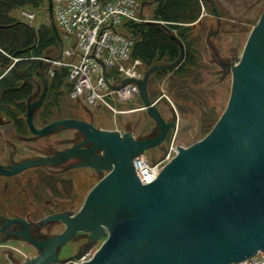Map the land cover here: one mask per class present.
I'll return each instance as SVG.
<instances>
[{
    "label": "water",
    "instance_id": "95a60500",
    "mask_svg": "<svg viewBox=\"0 0 264 264\" xmlns=\"http://www.w3.org/2000/svg\"><path fill=\"white\" fill-rule=\"evenodd\" d=\"M48 12L60 39L52 0ZM166 69L153 67L140 81L141 98L161 130L158 137L144 141L77 120L35 130L32 111L42 105L48 91L47 80L41 77L44 95L30 106L28 115L32 132L44 136L63 125L85 133L92 145L90 158L100 170L110 172L91 191L81 212L66 219L68 228L50 243L53 249L86 231L94 241L101 237L106 241L83 264H236L264 251V12L234 66L231 96L215 127L203 140L179 149L158 178L143 185L133 161L160 145L169 130L148 99V78ZM98 151L103 157L95 155ZM54 162L28 161L14 172ZM58 219L63 220H49ZM57 262L55 257H40L24 264Z\"/></svg>",
    "mask_w": 264,
    "mask_h": 264
},
{
    "label": "flooded vegetation",
    "instance_id": "af4514ba",
    "mask_svg": "<svg viewBox=\"0 0 264 264\" xmlns=\"http://www.w3.org/2000/svg\"><path fill=\"white\" fill-rule=\"evenodd\" d=\"M172 1L191 2L196 9L193 18L189 21L174 22L168 19L164 22L166 31L177 44L178 54L172 63L152 66V68L166 67L167 69L154 71L149 77L148 99L169 125L165 139L155 148L161 152V156H164L169 148L182 147L184 144H178L180 131L182 132L179 110L174 105L173 98L166 93L165 88L160 86V79L171 76V81L167 83L173 81L176 84L171 92L181 93L182 98L185 90L184 88L179 90L178 83L186 85L185 88L192 84L198 85V90H201L207 87L202 88V85L207 82L201 83L204 79L203 73L208 76V79L220 80L222 85L227 80H231L233 84L235 65L231 36L245 35L248 32L249 20L258 19L261 11L263 10L262 14L264 12L262 7L264 0H167L168 14ZM240 3L254 4V6L246 11ZM196 38L200 41L203 38L204 40L201 43H195ZM15 66L12 63L7 68L2 66L4 72L0 76V81ZM32 84L35 91L0 92L3 97L0 100V250H6L7 245L15 241L24 246L26 251L13 252L12 259L22 261L25 257L30 259L55 257L59 260L63 250H66L79 234L84 233L85 238L89 240L88 247L78 257L73 258L82 260L89 256L90 246L94 244L88 232L79 231L73 238L62 245H57L55 249L50 243L62 234L54 237H49L48 234L41 237L40 234L49 226H63L65 232L68 228L66 219L77 215L69 211L73 206V175L85 180H89L90 177L95 179L93 190L107 173L103 176V172L97 168L96 161L90 158V144L87 142V137L80 131L60 125L44 136L32 132L27 123L30 106L41 100L45 88L41 81L35 79H32ZM29 86L31 87V82ZM195 91L194 89L188 91L187 96L182 100L188 104L194 102V108L201 115L202 126L213 119L214 113L218 112V107L214 103L210 104L211 98L207 99L204 95L197 96L193 93ZM69 100L68 90L54 93L48 88L42 105L35 107L32 111L35 130H43L58 121L74 120ZM49 101L53 102L54 106L46 107ZM140 106L133 113L145 112L158 126V136L161 132L159 125L148 112L144 101ZM74 132H77L80 138L74 139ZM95 155L102 156V153L97 152ZM40 159L55 162L52 165H38L18 173L14 172L17 166ZM85 186L88 188L89 183H85ZM19 210L31 211L32 214L26 218L23 213H11V211ZM3 214L9 216H3ZM53 217H62L63 220H49ZM25 235L30 236L37 244H42L44 249L27 241ZM7 252L9 253V250ZM5 255L0 253V258Z\"/></svg>",
    "mask_w": 264,
    "mask_h": 264
},
{
    "label": "built area",
    "instance_id": "2783aa9c",
    "mask_svg": "<svg viewBox=\"0 0 264 264\" xmlns=\"http://www.w3.org/2000/svg\"><path fill=\"white\" fill-rule=\"evenodd\" d=\"M56 22L63 37L70 44L65 51L66 61L57 66L69 69L72 84L71 98L88 106H106L115 111L109 99L118 94L123 100L135 97L138 86L127 85L120 92L112 91L108 82L113 69L124 79L140 78L132 63V41L123 33L126 22L142 23L141 9L136 0H53ZM28 20L34 14L22 13ZM106 70V72H104ZM150 164L143 158L135 161V168L144 184L154 182L163 166L171 160ZM238 264H264V252Z\"/></svg>",
    "mask_w": 264,
    "mask_h": 264
},
{
    "label": "rangeland",
    "instance_id": "374dc122",
    "mask_svg": "<svg viewBox=\"0 0 264 264\" xmlns=\"http://www.w3.org/2000/svg\"><path fill=\"white\" fill-rule=\"evenodd\" d=\"M153 0H150L152 2ZM48 3H46L43 7L40 8H28L30 11H33L36 15V19L30 24L31 26L35 27V29H41L42 27H48L50 26L49 17L47 14V6ZM240 6L243 7L244 10L248 11L250 10L254 4H246V3H240ZM264 7V4L262 5ZM153 7L147 6L144 9V12L147 13V15L152 14ZM263 11V10H262ZM262 11L260 13V16L262 14ZM13 16L16 18H19L22 20L20 16L19 11H15L13 13ZM259 16V17H260ZM258 19L249 20V27L248 32H246L245 35H238V36H231L233 39V64L236 65L242 55V51L244 49V46L248 40V37L250 36V33L254 26L257 24ZM23 21V20H22ZM204 40V38H203ZM203 40H199L196 38L195 43H201ZM54 55H57L58 52L55 50ZM204 75V79L201 83H206L202 85V88L204 86H207L206 88H203L201 90L199 89L198 85H190V87H186V85H181L178 83L177 86H179V90L184 88L185 92H183L184 97L187 96L188 91L194 89L196 90L193 92L197 96L204 95L207 99H210V104L214 103L218 107V112L214 113V117L211 121H208L206 124H202L201 126V115L199 114L198 110H196L195 104L192 101V103L188 104V102H183V98L181 97V93L173 94L171 92V89L173 90L174 87H176V84L172 81V83H167L171 81V76H165L164 78L160 79V86L165 88L164 90L166 93L173 98L172 101L174 102V105L178 108V113L181 116V127L182 132L180 131L179 135V141L178 144H184L183 146H191L194 143L202 140L205 138L212 126L217 122L218 118L222 114V112L226 109L230 93H231V80H227L223 85L217 81V79H208V76ZM168 79V81H167ZM217 81V82H216ZM187 85H189L187 83ZM170 86V88H169ZM196 87V88H195ZM204 90V91H202ZM209 97V98H208ZM214 99V101H213ZM69 104L72 107V113L73 117L78 120H83L88 123H93L96 128L99 130L104 131H116L119 130L121 132L127 133V134H133L136 136L138 140H145L149 139L151 137H155L158 134V126L154 124V121L149 118L145 112H138V113H130V114H123V115H115L111 111L105 108L101 109H95V108H88L86 106L77 104L69 100ZM178 103V104H177ZM140 106V101L135 100L133 102H129L126 104L127 109L137 108ZM183 114V116H182ZM184 114H186L184 116ZM214 127V126H213ZM80 138V135L77 132H74V139ZM158 150V149H157ZM157 150H149L146 152L145 157L150 162H156L159 160L161 156V152H158ZM106 172H103L102 175L104 176ZM102 178V176L100 177ZM72 182L74 184V190H73V206L69 210L72 214H78L81 211V208L83 207V203L85 202L88 194L92 190V187L95 185V179L90 177L89 180H85L82 178H77L75 175L72 177ZM85 183H89L88 188H86ZM86 188V189H85ZM85 189V190H84ZM12 214H18L23 213L26 218H29L32 214L31 211H11ZM8 214H3V216H6ZM9 216V215H8ZM12 217V216H10ZM66 231V230H65ZM64 227L63 226H54V227H47L46 231L41 233L42 235L48 234L49 237L57 236L58 234H63ZM53 235V236H51ZM86 234H79L78 238L74 239L71 244L67 247L66 250H63L60 259L58 261V264H67L69 262L75 261L80 262L77 259H73L78 257L82 252L85 250L86 247H88L89 240L85 238ZM103 242V239H100L99 241L95 242L90 246V254L96 253L98 247ZM9 250V253L7 252ZM26 251L25 247L22 246L18 242H10L6 250H0V253H5L6 255L3 258H0V264H20V263H26L30 258L25 257L22 259V261H17L15 259H12L13 252H19V251ZM76 256V257H75Z\"/></svg>",
    "mask_w": 264,
    "mask_h": 264
},
{
    "label": "trees",
    "instance_id": "16d2710c",
    "mask_svg": "<svg viewBox=\"0 0 264 264\" xmlns=\"http://www.w3.org/2000/svg\"><path fill=\"white\" fill-rule=\"evenodd\" d=\"M139 1L154 5L152 20L157 23L131 22L124 25L134 42L133 57L141 59L146 69L172 63L178 54V47L162 23L168 19L174 22L191 20L195 5L191 2L172 1L168 14L167 0ZM46 3L47 0H0V76L4 72L2 66L7 68L12 56L21 59L0 81V92L35 91L32 79H36L42 69L41 62L36 58L53 56L55 50L59 52L60 45L51 26L35 29L18 22L13 16L18 9H36ZM66 77V70L57 71L55 77L50 79L49 91L59 93L67 90ZM2 98L0 95V100ZM50 106H54V103L49 101L46 107Z\"/></svg>",
    "mask_w": 264,
    "mask_h": 264
},
{
    "label": "bare ground",
    "instance_id": "6f19581e",
    "mask_svg": "<svg viewBox=\"0 0 264 264\" xmlns=\"http://www.w3.org/2000/svg\"><path fill=\"white\" fill-rule=\"evenodd\" d=\"M89 256H90V255H89ZM89 256H88V257H89ZM91 258H92V257H89V258L87 259V261H90V260H92Z\"/></svg>",
    "mask_w": 264,
    "mask_h": 264
}]
</instances>
